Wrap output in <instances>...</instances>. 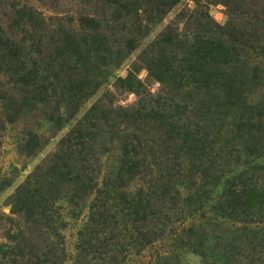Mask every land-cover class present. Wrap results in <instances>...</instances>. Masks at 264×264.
I'll return each instance as SVG.
<instances>
[{
	"label": "rangeland",
	"instance_id": "obj_1",
	"mask_svg": "<svg viewBox=\"0 0 264 264\" xmlns=\"http://www.w3.org/2000/svg\"><path fill=\"white\" fill-rule=\"evenodd\" d=\"M171 1L0 0V264H264V0Z\"/></svg>",
	"mask_w": 264,
	"mask_h": 264
},
{
	"label": "trees",
	"instance_id": "obj_2",
	"mask_svg": "<svg viewBox=\"0 0 264 264\" xmlns=\"http://www.w3.org/2000/svg\"><path fill=\"white\" fill-rule=\"evenodd\" d=\"M171 2H175V0H172ZM90 19H88V18H86V17H81L80 18V21L83 23V24H85L84 22H87V21H89ZM156 78H159V77H156ZM124 79V78H123Z\"/></svg>",
	"mask_w": 264,
	"mask_h": 264
}]
</instances>
